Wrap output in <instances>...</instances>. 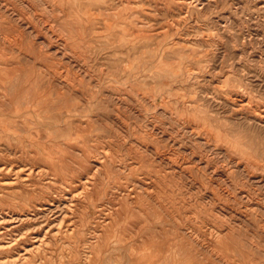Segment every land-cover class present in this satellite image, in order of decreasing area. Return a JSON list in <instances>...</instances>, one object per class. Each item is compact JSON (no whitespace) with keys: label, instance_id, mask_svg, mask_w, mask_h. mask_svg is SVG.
I'll return each instance as SVG.
<instances>
[{"label":"rangeland","instance_id":"374dc122","mask_svg":"<svg viewBox=\"0 0 264 264\" xmlns=\"http://www.w3.org/2000/svg\"><path fill=\"white\" fill-rule=\"evenodd\" d=\"M3 1L4 0H0V8L4 5L6 9L4 10L6 11V13L3 10V12L1 11V9L3 8L0 9V14H5V16L0 15V40L4 42L3 44L0 41V149H3L2 151L0 150V161L2 160V162H6V160H11V162L16 165H19V163L20 165H22L23 163H27L26 166L34 163V165L40 164L47 167L49 171L52 170V172H49L48 175H44V179L40 177L41 180H39V178L35 175V178L33 176V178L29 179L27 182L23 180V182L19 181L17 183L14 182L11 184L0 182V193H3L4 195H10V197H6V201L8 202H5L4 199L0 200L1 207L3 209L5 208V210L13 209L14 211L20 210L19 212H24L26 209V211L33 212V207H35V204H39L42 201L44 195L58 193L60 189H66L69 195L73 193L75 194V192L77 195L74 196L75 206L73 207L76 210L73 209V211H76L78 213L74 212L75 215L74 213H72L73 216L71 215L73 219H75L76 216L75 220L71 218V222L73 221L72 223H75L74 225H77L75 226V233L70 232L71 234H67L64 233L65 231L63 230L64 232H56L55 234V232L53 231L56 230V227L54 228V226L52 225L54 223V220L52 221L53 214L50 215V217L49 214L38 212L40 214L39 216L38 213H36L32 214V217L25 219L23 228L30 234L28 238L25 237V245L27 244V246L30 247L32 246V243L35 244L37 242L38 244L40 241L43 244H40V248H36V251L33 250L32 253L34 254L31 253L32 258L30 262L28 261L29 264H45V262L46 264H56L59 263V260L61 264H91V262H93V264H117L120 259V264H177L178 262L179 264H264V0H5L7 4L5 3V1ZM15 1L18 4H14ZM58 1L59 3H57ZM115 1L118 2L116 3ZM127 1L130 2V6ZM73 3L75 5H73ZM127 3L128 6L126 5ZM11 4L13 5V7H11ZM110 4L113 5L111 6ZM16 5L18 6V8ZM30 5H32V9ZM53 5L55 7L57 6V9ZM6 6H8V8ZM15 7L17 9H15ZM8 9L11 10L9 11ZM24 10L26 11L24 12ZM105 10L107 12H105ZM126 10H128V12ZM34 11H36L37 13L35 12V14ZM57 11L59 12L57 13ZM98 13H100V16H102L100 17ZM115 14L118 15L115 17ZM8 15L9 17H7ZM21 15L24 17H22ZM82 15L84 16V18ZM129 15L130 17H128ZM1 16L6 20H3V22H1L3 19ZM11 16H14V19H11ZM104 16L105 18H107L104 19ZM36 20H39V23ZM123 20L125 22H123ZM115 21H117V23ZM1 23L4 26H1ZM29 23L34 25L31 26ZM51 24H53L54 26ZM85 25L87 26V28H85ZM6 26H9L8 28L10 30L8 28L3 29ZM27 26L28 29H25L27 28ZM45 26L47 27L45 28ZM127 26L129 27L127 28ZM20 28L23 29L21 30ZM7 29L9 31H7ZM20 31L22 33H18ZM2 32L4 34H7L8 38L10 39L4 40V38H2ZM107 34H109L110 36H107ZM125 34H127L128 36ZM45 36L48 38H46ZM60 36L62 37L59 38ZM110 37H113V39H110ZM44 38L46 40H44ZM42 39L44 41H42ZM87 40L90 42L89 44L92 45L87 44ZM45 41H47L48 43L46 42V44L49 45H45ZM106 41L110 42L111 45ZM124 41H127V44ZM55 42L58 43L56 44ZM59 42H61V44ZM83 42H86L84 44H87L89 47L87 45H84ZM63 43L65 46L63 45ZM120 46L123 47L121 48ZM111 47H113V49ZM9 48L12 51L15 49L14 52H12ZM94 48H97V50H95ZM67 49L68 51H70L68 52ZM55 50L57 51L55 52ZM32 51L36 54H33ZM62 53L65 55L62 56ZM77 53L79 54V59L77 57ZM113 53L116 55H114ZM108 54H111L110 57ZM122 55H127V57H123ZM121 57L122 59H124V62L122 61ZM111 58H113L111 62L112 64L109 62ZM120 59L122 62L120 61ZM9 60L12 62L10 63ZM29 60H31L33 63L31 61L27 62ZM36 60H38L39 62ZM130 61L133 64H131ZM124 65L126 66V68ZM8 66H10V68ZM67 66L69 67L68 69ZM56 68H58V70ZM54 69L56 70V72ZM114 69L116 71L118 70L120 74L118 72L116 73ZM130 70L132 71L129 73ZM25 71L27 74H23V72ZM29 72L30 74H32V77H34V79L32 77L31 78L36 81L35 87H38V90L40 89L39 91H37L39 93H37L36 90L32 89V91L28 90L27 93L26 86L23 87L25 90H20L19 86L17 85L18 80H25L24 78H22L24 75L29 76ZM7 73L9 76L5 75ZM53 73L55 74V76ZM119 75H121V77ZM5 77L10 80L5 82ZM63 77L67 79L64 80ZM15 78H17V80ZM130 78H132V80ZM144 78H146V80ZM37 79L40 80L38 81ZM51 80L52 83L50 82ZM129 81H132L131 84L129 83ZM46 83L48 84V86L45 85ZM49 85L53 86L50 87ZM55 86L57 87L55 88ZM121 86H123L124 88ZM78 88L80 90H78ZM15 89H17L18 91ZM42 90L45 91V94ZM126 91H128L127 93H129L130 95L127 94ZM21 92L23 95L21 94ZM40 92L42 93L41 97ZM119 93H122V95ZM125 93L126 96L124 95ZM28 95H30V99H28ZM57 96H59L60 98ZM124 97L128 98L125 99ZM42 98L43 100H41ZM46 98H49L50 100ZM37 99H39L40 101H37ZM16 103L19 105H17ZM41 103L44 105H42ZM62 103H64V105ZM90 115L91 117H89ZM53 117L55 119H53ZM95 118L97 119V121ZM142 132H146V134H143ZM64 134L66 136H64ZM143 135L145 136V138ZM111 138L113 139V141ZM138 139H141V142L138 141ZM143 139H145L144 142H142ZM123 141L125 142V144ZM147 141L150 143H148ZM32 142H34L36 146ZM78 142L81 143L79 144ZM117 142L120 143L117 144ZM120 145L121 148L119 147ZM137 145H139L140 147ZM14 146H16V148ZM107 146L109 147V149ZM145 147H148L146 148L147 151L145 150ZM131 148L132 150H129ZM8 149L10 152L8 151ZM110 149L111 152L113 151L112 153L110 152ZM134 149H137V152ZM17 150L19 154H17ZM77 150H79L80 152H78ZM97 150L98 152H101L98 154L96 153ZM116 150H118V153H116ZM150 151L155 157H150ZM183 151L185 155L183 154ZM93 152L94 157L92 156ZM108 152L112 157L114 156L112 158L109 155L112 162H110V159L107 155ZM3 153H5L6 155H4ZM21 154H25L26 157ZM156 154L158 155L156 156ZM97 155H101L99 156L101 159H99ZM3 156L5 160L1 159L3 158ZM159 156H161L162 158H160ZM20 157L22 159V162L20 160ZM137 157L138 161L140 162L136 160ZM118 158L120 159V161ZM153 158H156L158 160ZM166 158L168 159V161ZM50 159H54L52 160L54 164L53 162H50ZM113 159L115 160L116 164L113 163ZM181 159L184 160L181 161ZM24 160H28L30 162L28 163V161L26 162ZM95 160L100 164L102 162H105V164L107 165L106 167H108L107 170L105 168L103 172L102 170H97L96 172V167L94 165L96 162ZM107 162H110L111 164L113 163L112 166L111 164L108 165ZM138 163L139 166L136 165ZM192 163L194 167H192ZM88 164L92 165L88 170L92 173L95 170L94 172L96 173H94V175L97 174L98 177L94 176L93 180L90 183V189L85 190L84 186L79 181V178L85 176V174L88 173L87 168H85ZM170 164L172 167L174 166V170L172 169ZM179 164H181V166H179ZM206 164L209 165V168L208 166H206L205 169L207 171L203 173V169ZM167 165H169V168L167 167ZM26 166L24 165V167ZM117 166L119 167V170L116 169L118 168ZM176 166L178 169L176 168ZM182 166H184V169L182 168ZM128 167L131 171H133V175L132 172L127 169ZM196 167L199 168L197 169ZM133 168H136L138 170H134ZM190 168L192 171L190 170ZM140 170H142L141 173ZM160 170L164 171L160 172ZM169 170L172 171V173ZM180 170L181 172L185 170L183 171L185 173H181ZM186 170L189 172V174ZM53 171L56 172V174H59V179H56V181L58 182L54 181L49 183V180H51V178L49 177L54 175ZM72 171L74 172V174H72ZM144 171L146 172L144 173ZM152 171H154V173H151ZM155 171H157L156 173L159 176L155 173ZM213 172H216L217 174ZM136 173H139L138 178L140 180L137 179ZM168 173L170 174V177ZM5 174L6 176L9 174L11 177H6ZM173 174L177 176L173 177ZM145 175H151L150 177H154L151 178L152 181H150V177ZM13 176L14 174L10 172H0V181H2V178L12 179ZM121 176L124 180L121 179ZM165 176L167 177V179L165 178ZM99 177L100 179L95 182V180ZM101 177L103 179L102 181H100ZM125 177L129 179L131 177V179L129 180ZM179 177H183V179ZM187 177L189 178L188 180L186 179ZM134 178L137 179V184L136 189H134L131 193L132 197L135 198L136 196L138 197V199L135 203L127 206L126 203L128 201H126V196L124 194V191L126 192V190L123 189L122 191V188L127 185L130 186L132 184L131 180H134ZM169 178L171 179V181ZM146 179L148 181H146ZM159 179H161L162 182H159ZM35 180H38V182L36 183ZM165 180L167 181V183ZM180 180L182 181L179 182ZM29 181L30 184L28 183ZM192 181H195V183H191ZM189 182L191 185L189 184ZM40 183H42V185H40ZM47 184L49 185L48 188L45 187L47 186ZM100 184H102V186ZM141 185L143 186L141 187ZM175 185L177 186V188ZM168 186L170 187L168 188ZM204 186L205 188H203ZM29 187L32 189H30ZM97 187H99L100 189H98ZM34 188H36L37 190ZM78 188L80 189V191L82 190L81 192L79 191V193ZM141 188L144 190H142ZM162 188L164 190H162ZM33 189L37 192H35ZM116 189L117 191H115ZM139 189L141 190L139 191ZM83 190L85 191L83 192ZM145 190L147 192H145ZM143 191L145 192V194L143 193ZM211 191H216L218 193H213ZM9 192H15L14 194H16V196H14V194H12L11 196ZM88 194H92V197ZM117 194L120 196L117 197ZM162 194L167 197L165 198ZM210 194L212 195L210 196ZM145 195H147V197ZM173 195H177L178 197H174ZM208 196L214 197V199L209 198ZM114 197L116 199H114ZM120 197L121 199H119ZM161 197L165 199L163 200ZM90 198L93 199L91 200ZM157 198L160 200H158ZM85 199H87V201ZM91 201L95 204L93 205L94 207L92 206L93 203ZM139 201L143 202L140 203ZM90 202L92 204H90ZM107 202L109 203V206ZM134 205L138 207L136 208L134 207ZM105 206H107L109 209ZM95 207L98 208L96 209ZM224 207L227 208L225 209ZM141 211L144 212L141 213ZM106 213L108 214V216ZM124 214H127L128 216H125ZM176 215H178V218L175 217ZM98 216H100L101 218ZM121 216L123 218H121ZM39 217L41 220L39 219ZM35 218H37L36 220H39L37 221L38 223L36 222ZM42 218L45 219L42 220ZM79 218L81 220H77ZM109 218L114 220L112 221ZM32 221H34L35 223ZM114 221L116 223H114ZM92 222H95L94 224L96 225H94ZM106 222L109 223L106 225ZM166 222H170L171 224H166ZM78 223L80 224L79 226ZM223 223L224 226H222ZM85 224H87L88 228L87 226H85ZM135 224L136 226H134ZM108 225H111L110 227H112L113 229H108ZM117 225L121 227L119 228ZM130 225H132L133 227ZM48 226L51 229L53 228V230H50ZM212 226H214V228ZM104 227H107V229H105ZM151 228L153 231L151 230ZM159 228L162 231L159 230ZM176 228L178 230H176ZM180 228L182 230H180ZM183 228H186L185 230L187 231H185ZM24 229H22L21 231H23ZM44 230L47 231V233ZM82 230H84V233L82 232ZM89 230L91 231L90 234L88 233ZM101 230H104L102 234ZM148 231L150 235L146 234L148 233ZM176 231L177 233H175ZM128 232H130V234ZM155 232L156 234L154 236ZM51 233L52 235H50ZM118 233L120 234L118 235ZM176 234L178 237H176ZM33 235H37L42 240L39 241L40 238L34 240ZM47 235H50L51 238H48L49 236ZM59 235H61L62 238H60L62 240L57 237ZM94 235L99 236L96 237ZM158 235L160 236V238L158 237ZM199 236L201 237V240ZM78 237H80L79 241ZM89 237H91L92 240H90ZM191 237L195 238V240ZM216 237L219 239H217ZM114 238H116V240H114ZM122 238L124 239L122 240ZM86 239L88 240L86 241ZM180 239L183 242H180ZM67 240L70 243L68 244L69 247L67 246V244H65L68 243L66 242ZM92 241L93 243L94 241L95 243H98L99 241L100 242L98 244L94 243V246L92 244ZM213 241H217L218 243H214ZM52 242H54L53 245ZM232 242L234 243V245H232ZM113 243L121 245L122 252L120 251V246L118 247V245H115V247H113ZM125 244L127 245L125 246ZM64 245L68 250L66 248L64 249ZM170 245H172L171 248H169ZM180 245L181 247H179ZM184 245L185 247L187 246V249L184 247L186 250H183ZM207 245H211L209 246L210 249ZM226 245H230V247H227ZM163 246L166 248V250ZM203 246H206L207 248L205 247L206 249H204ZM219 247H222L221 249L224 248L225 251L221 250ZM57 248L59 249L58 251ZM70 248L72 251L70 250ZM42 249L44 251L47 250L46 253L48 252V255H50L51 252V255L53 257L51 255L47 256L45 252L44 254H42ZM48 249L51 251H49ZM61 249H63L64 252L63 250L60 251ZM100 249H102L101 253L99 251ZM214 249L216 251H220V253L216 252ZM97 250L99 252H97ZM104 250H107L108 252H104ZM190 250L191 252H189ZM210 250H212L213 252ZM22 251H24L23 247ZM54 251H56L58 254ZM80 251H83L82 253H80L81 255L79 254ZM92 251H96L97 254L96 252L93 253ZM129 251H131V253ZM87 252L91 253L89 254ZM122 253L125 259L121 258L123 257L121 256ZM39 254L41 255L39 256ZM59 254H61L62 257L66 258V261L65 259L60 258L61 256ZM179 254H181L182 256ZM35 255H37L36 258ZM88 255H90V259ZM95 256L97 257V259H95ZM115 257L117 258V260L115 259ZM195 257L196 260L194 261ZM208 257L210 260H207ZM127 258H129L130 262ZM159 258H161V260ZM70 259L71 261H73L72 263ZM94 259L95 261H93ZM124 261L126 263H124Z\"/></svg>","mask_w":264,"mask_h":264},{"label":"bare ground","instance_id":"6f19581e","mask_svg":"<svg viewBox=\"0 0 264 264\" xmlns=\"http://www.w3.org/2000/svg\"><path fill=\"white\" fill-rule=\"evenodd\" d=\"M5 1V0H4ZM3 1V2H4ZM24 1V0H23ZM187 1V0H186ZM10 2V1H9ZM14 2V1H13ZM29 2V1H28ZM52 2V1H51ZM54 2V1H53ZM116 2V1H115ZM118 2V1H117ZM116 2V3H117ZM128 2V1H127ZM5 3H6V1H5ZM12 3V2H11ZM47 3V2H46ZM57 3H59V1L57 2ZM110 3V2H109ZM129 3V6H130V2H128ZM128 3L126 4L127 6H128ZM7 4V3H6ZM13 4V3H12ZM11 4V5H12ZM14 4H18V3H16V1H15V3ZM29 4H31V3H29ZM50 4V3H49ZM98 4H100V3H98ZM9 5V4H8ZM10 5V6H11ZM25 5V4H24ZM48 5V4H47ZM58 5V4H57ZM73 5H75L74 3H73ZM111 5V4H110ZM113 5V4H112ZM111 5V6H112ZM124 5V4H123ZM1 6V5H0ZM9 6V7H10ZM15 6V5H14ZM17 6V5H16ZM32 5H30V7H31ZM35 6V5H34ZM54 6V5H53ZM52 6V7H53ZM62 6V5H61ZM78 6V5H77ZM7 8H8V6H6ZM11 7H13V5L11 6ZM49 7V6H48ZM55 7V6H54ZM53 7V8H54ZM57 7V6H56ZM55 7V8H56ZM60 7V6H59ZM73 7H75V6H73ZM72 7V8H73ZM79 7H80V5H79ZM1 8H3V9H1ZM0 9H1V11L3 10V11H5L6 9H5V6L3 5V7H1ZM17 8H18V6H17ZM16 7H15V9H17ZM33 8H35V7H33ZM62 8V7H61ZM124 8V7H123ZM131 8H132V6H131ZM5 9V10H4ZM30 9V8H29ZM31 9H32V7H31ZM57 9V8H56ZM60 9V8H59ZM67 9V8H66ZM85 9V8H84ZM92 9H93V6H92ZM91 9V10H92ZM96 9V8H95ZM114 9H116V8H114ZM9 10V9H8ZM11 10V9H10ZM9 10V11H10ZM34 10V9H33ZM35 10H37V9H35ZM68 10V9H67ZM76 10V9H75ZM83 10V9H82ZM81 10V11H82ZM112 10V9H111ZM119 10V9H118ZM2 11V12H3ZM9 11H7V12H9ZM14 11V10H13ZM15 11H17V10H15ZM26 10H24V12H25ZM79 11V10H78ZM97 11H98V9H97ZM127 12H128V10H126ZM22 12V11H21ZM20 12V13H21ZM24 12H23V14H24ZM36 11H34V13H35ZM59 11H57V13H58ZM63 12V11H62ZM67 12V11H66ZM72 12V11H71ZM90 12V11H89ZM100 12V11H99ZM105 12H107L106 10H105ZM1 13V12H0ZM5 13H6V11H5ZM17 13H19V12H17ZM16 13V14H17ZM32 13H33V11H32ZM37 13V12H36ZM35 13V14H36ZM40 13V12H39ZM42 13V12H41ZM52 13V12H51ZM55 13V12H54ZM53 13V14H54ZM65 13V12H64ZM85 13V12H84ZM96 13V12H95ZM132 13V12H131ZM10 14V13H9ZM25 14H27V13H25ZM52 14V15H53ZM63 14V13H62ZM68 14H70V13H68ZM86 14V13H85ZM88 14V13H87ZM93 14V13H92ZM99 14V16H100V13H98ZM107 14V13H106ZM0 15H2V14H0ZM7 15V14H6ZM32 15V14H31ZM34 15V14H33ZM37 15H39V14H37ZM51 15V14H50ZM66 15V14H65ZM89 15H91V14H89ZM110 15V14H109ZM118 15V14H117ZM116 14H115V17L117 16ZM131 15V14H130ZM130 15L128 16V17H130ZM2 16H5V14L4 15H2ZM1 16V17H2ZM22 16V15H21ZM30 16V15H29ZM43 16V15H42ZM60 16V15H59ZM67 16V15H66ZM65 16V17H66ZM81 16V15H80ZM83 16V15H82ZM102 16V15H101ZM100 16V17H101ZM105 16H107V15H105ZM105 16H104V19H106L105 18ZM7 17H9V15L7 16ZM14 16H11V19H14L13 18ZM19 17V16H18ZM22 17H24V16H22ZM37 17H39V16H37ZM36 17V18H37ZM69 17V16H68ZM108 17H110V16H108ZM114 17V16H113ZM127 17V18H128ZM3 18V17H2ZM6 18V17H5ZM62 18V17H61ZM83 18H84V16H83ZM94 18V17H93ZM19 19V18H18ZM88 19V18H87ZM86 19V20H87ZM103 19V20H104ZM111 19V18H110ZM110 19H108V20H110ZM123 19V18H122ZM121 19V20H122ZM126 19V18H125ZM3 20H6V19H2V21L1 22H3ZM9 20V19H8ZM16 20H17V18H16ZM20 20H21V18H20ZM24 20V19H23ZM29 20V19H28ZM35 20V19H34ZM80 20V19H79ZM89 20V19H88ZM37 21V20H36ZM52 21V20H51ZM50 21V22H51ZM81 21V20H80ZM120 21V20H119ZM118 21V22H119ZM5 22V21H4ZM6 22H10V21H6ZM20 22V21H19ZM38 23H39V20L37 21ZM45 22V21H44ZM55 22V21H54ZM78 22V21H77ZM88 22V21H87ZM100 22V21H99ZM102 22V21H101ZM104 22V21H103ZM106 22V21H105ZM109 22V21H108ZM116 23H117V21H115ZM123 22H125L124 20H123ZM127 22V21H126ZM16 23V22H15ZM14 23V24H15ZM22 23V22H21ZM33 23H35V22H33ZM38 23H37V25H38ZM83 23V22H82ZM7 24V23H6ZM13 24V23H12ZM25 24H27V23H25ZM30 24V23H29ZM41 24V23H40ZM75 24V23H74ZM81 24V23H80ZM85 24V23H84ZM83 24V25H84ZM97 24V23H96ZM104 24V23H103ZM106 24H108V23H106ZM115 24V23H114ZM120 24V23H119ZM19 25V24H18ZM22 25V24H21ZM31 26H33L32 24H30ZM29 25V26H30ZM51 25H53V24H51ZM90 25V24H89ZM93 25V24H92ZM123 25H124V23H123ZM128 25V24H127ZM132 25V24H131ZM131 25H129V26H131ZM1 26H4V25H2V23H1ZM15 26V25H14ZM25 26V25H24ZM54 26V25H53ZM76 26V25H75ZM86 26V25H85ZM114 26V25H113ZM118 26V25H117ZM129 26H127V28L129 27ZM9 27V26H8ZM7 26L6 27H4L3 29H5V28H8ZM40 27V26H39ZM47 26H45V28H46ZM82 27H84V26H82ZM110 27H111V23H110ZM125 27V26H124ZM31 28H33V27H31ZM36 28V27H35ZM34 28V29H35ZM51 28V27H50ZM53 28V27H52ZM85 28H87V26L85 27ZM114 28V27H113ZM116 28V27H115ZM126 28V29H127ZM1 29V28H0ZM9 29V28H8ZM7 29V31H9ZM12 29H13V27H12ZM17 29V28H16ZM21 30L23 29V28H20ZM25 29H28V26H27V28H25ZM120 29V28H119ZM124 29V28H123ZM37 30V29H36ZM49 30V29H48ZM78 30V29H77ZM82 30V29H81ZM114 30V29H113ZM116 30V29H115ZM128 30V29H127ZM2 31V30H1ZM6 31V30H5ZM14 31V30H13ZM24 31V30H23ZM29 31H30V29H29ZM42 31V30H41ZM53 31V30H52ZM84 31V30H83ZM122 31V30H121ZM15 32V31H14ZM34 32H35V30H34ZM109 32V31H108ZM118 32H120V31H118ZM126 32V31H125ZM129 32V31H128ZM3 33V32H2ZM18 33H22L21 31L20 32H18ZM25 33H26V31H25ZM38 33V32H37ZM15 34H17V33H15ZM69 34V33H68ZM84 34V33H83ZM82 34V35H83ZM115 34V33H114ZM121 34H124V33H121ZM128 34V33H127ZM127 34H125V35H127ZM20 35V34H19ZM33 35H34V33H33ZM60 35V34H59ZM64 35V34H63ZM109 34H107V36H108ZM111 35H113V34H111ZM130 35H131V32H130ZM13 36H14V33H13ZM37 36H38V34H37ZM37 36H35V37H37ZM41 36V35H40ZM47 36V35H46ZM45 36V37H46ZM58 36V35H57ZM67 36V35H66ZM110 36V35H109ZM122 36V35H121ZM128 36V35H127ZM181 36V35H180ZM12 37V36H11ZM17 37V36H16ZM19 37V36H18ZM55 37V36H54ZM62 36H60L59 38H61ZM80 37V36H79ZM84 37V36H83ZM132 37V36H131ZM2 38H4V40H6V39H10V38H8V35L7 34H2ZM15 38V37H14ZM22 38V37H21ZM46 38H48V37H46ZM56 38V37H55ZM66 38V37H65ZM86 38V37H85ZM123 38V37H122ZM122 38H121V40H122ZM133 38V37H132ZM17 39V38H16ZM64 39V38H63ZM84 39V38H83ZM110 39H113V37L111 38L110 37ZM130 39V38H129ZM134 39V38H133ZM19 40V39H18ZM44 40H46L45 38H44ZM43 39H42V41H44ZM50 40H51V38H50ZM67 40H68V38H67ZM107 40V39H106ZM115 40V39H114ZM3 44H4V42L2 41V40H0ZM9 41V40H8ZM24 41V40H23ZM48 41V40H47ZM47 41H45V45H49V44H46V42ZM61 41V40H60ZM70 41V40H69ZM72 41V40H71ZM88 41V40H87ZM108 41H109V39H108ZM108 41H106L107 43H109L110 44V42H108ZM10 42V41H9ZM11 42H13V41H11ZM16 42H18V41H16ZM62 42V41H61ZM61 42H59L60 44H61ZM66 42V41H65ZM116 42V41H115ZM125 42V41H124ZM127 42V41H126ZM125 42V43H126ZM6 43V42H5ZM48 43V42H47ZM56 44L58 43V42H55ZM84 43H86V42H83V44ZM90 42L88 41V43L87 44H89ZM114 43V42H113ZM117 43V42H116ZM9 44V43H8ZM44 44V43H43ZM51 44V43H50ZM66 44V43H65ZM70 44V43H69ZM69 44H68V46H69ZM76 44H78V43H76ZM87 44H84V45H87ZM118 44V43H117ZM116 44V45H117ZM121 44V43H120ZM127 44V43H126ZM125 44V45H126ZM130 44V43H129ZM12 45V44H11ZM15 45V44H14ZM54 45V44H53ZM63 45H64V43H63ZM63 45H61V46H63ZM89 45H92V44H89ZM111 45V44H110ZM122 45V44H121ZM30 46V45H29ZM50 46H52V45H50ZM65 46V45H64ZM71 46V45H70ZM82 46V45H81ZM88 46V45H87ZM15 47V46H14ZM85 47V46H84ZM89 47V46H88ZM92 47V46H91ZM121 47V46H120ZM123 47V46H122ZM121 47V48H122ZM21 48V47H20ZM31 48H32V46H31ZM65 48V47H64ZM71 48H73V47H71ZM81 48V47H80ZM83 48V47H82ZM112 49H113V47H111ZM134 48V47H133ZM2 49V48H1ZM4 49V48H3ZM10 49V48H9ZM17 49V48H16ZM38 49V48H37ZM53 49V48H52ZM57 49V48H56ZM62 49V48H61ZM74 49H76V48H74ZM86 49V48H85ZM95 50H97V48H94ZM94 49H93V51H94ZM106 49V48H105ZM109 49V48H108ZM120 49V48H119ZM129 49V48H128ZM6 50V49H5ZM11 50V49H10ZM15 50V49H14ZM14 50L12 51V52H14ZM21 50H22V48H21ZM27 50V49H26ZM25 50V51H26ZM50 50H51V48H50ZM54 50V49H53ZM64 50H66V49H64ZM78 50V49H77ZM107 50V49H106ZM116 50V49H115ZM127 50V49H126ZM3 51V50H2ZM7 51H8V49H7ZM23 51V50H22ZM57 50H55V52H56ZM67 51H68V49H67ZM70 51V50H69ZM68 51V52H69ZM76 51V50H75ZM4 52V51H3ZM64 52V51H63ZM66 52V51H65ZM73 52V51H72ZM78 52V51H77ZM81 52V51H80ZM106 52V51H105ZM129 52V51H128ZM131 52V51H130ZM2 53V52H1ZM9 53V52H8ZM23 53V52H22ZM27 53V52H26ZM32 53H33V51H32ZM46 53V52H45ZM47 53H48V51H47ZM46 53V54H47ZM107 53V52H106ZM111 53V52H110ZM5 54V53H4ZM4 54H2V55H4ZM6 54H7V52H6ZM14 54V53H13ZM33 54H36V53H33ZM38 54H40V53H38ZM49 54H50V52H49ZM67 54V53H66ZM78 54V53H77ZM81 54V53H80ZM86 54V53H85ZM99 54V53H98ZM114 54V53H113ZM8 55H10V54H8ZM21 55V54H20ZM24 55H25V53H24ZM63 55H65V54H63L62 53V56ZM109 55V54H108ZM111 55V54H110ZM110 55H109V57H110ZM114 55H116V54H114ZM29 56V55H28ZM37 56V55H36ZM43 56H45V55H43ZM68 56V55H67ZM123 56V55H122ZM131 56V55H130ZM129 56V57H130ZM20 57H22V56H20ZM27 57V56H26ZM71 57V56H70ZM77 57H78V59H79V54L77 55ZM76 57V58H77ZM98 57V56H97ZM123 57H127V55L125 56H123ZM3 58V57H2ZM48 58V57H47ZM68 58V57H67ZM5 59V58H4ZM35 59V58H34ZM50 59V58H49ZM71 59V58H70ZM81 59V58H80ZM82 59H84V58H82ZM112 59L113 58H111V60L110 59H108V60H110L109 62L111 63L112 62ZM121 59H122V57H121ZM121 59H120V61H121ZM127 59V58H126ZM28 60V59H27ZM40 60V59H39ZM42 60V59H41ZM124 59H122V61H123ZM10 61V60H9ZM8 61V62H9ZM31 60H29V61H27V62H30ZM33 61H35V60H33ZM36 61H38V60H36ZM61 61V60H60ZM59 61V62H60ZM79 61V60H78ZM116 61V60H115ZM121 61V62H122ZM126 61V60H125ZM7 62V63H8ZM12 61H10V63H11ZM32 62V61H31ZM39 62V61H38ZM54 62V61H53ZM81 62V61H80ZM84 62V61H83ZM124 62V61H123ZM131 62V61H130ZM33 63V62H32ZM42 63H43V61H42ZM41 63V64H42ZM45 63V62H44ZM128 63H129V61H128ZM85 64V63H84ZM112 64V63H111ZM131 64H133L132 62H131ZM3 65H5V64H3ZM12 65V64H11ZM14 65V64H13ZM22 65V64H21ZM39 65V64H38ZM127 65V64H126ZM130 65V64H129ZM2 66V65H1ZM24 66V65H23ZM125 66V65H124ZM9 68H10V66H8ZM31 67V66H30ZM46 67V66H45ZM47 67H49V66H47ZM79 67V66H78ZM113 67V66H112ZM2 68V67H1ZM60 68V67H59ZM69 67L67 66V69H68ZM81 68V67H80ZM120 68V67H119ZM125 68H126V66H125ZM127 68H128V66H127ZM130 68H131V66H130ZM49 69V68H48ZM52 69V68H51ZM50 69V70H51ZM57 70H58V68H56ZM61 69V68H60ZM118 69V68H117ZM121 69V68H120ZM133 69H134V67H133ZM7 70H9V69H7ZM25 70V69H24ZM53 70V69H52ZM55 70V69H54ZM66 70V69H65ZM64 70V71H65ZM77 70H78V68H77ZM87 70V69H86ZM127 70V69H126ZM128 70H129V68H128ZM127 70V71H128ZM210 70V69H209ZM3 71V70H2ZM20 71H22V70H20ZM31 71H32V68H31ZM62 71V70H61ZM61 71H59V72H61ZM114 71L117 73L118 72V70L116 71L115 69H114ZM121 71V70H120ZM132 70H130L129 71V73L131 72ZM199 71V70H198ZM48 72V71H47ZM55 72H56V70H55ZM58 72V71H57ZM66 72V71H65ZM67 72H68V70H67ZM72 72V71H71ZM114 72V73H115ZM193 72V71H192ZM4 73V72H3ZM21 73V72H20ZM24 73H26V71L25 72H23V74ZM33 73V72H32ZM35 73V72H34ZM38 73V72H37ZM52 73V72H51ZM119 74H120V72H118ZM1 74V73H0ZM18 74V73H17ZM27 74V73H26ZM29 74V76H26V75H24L22 78H24L25 80H18V82H17V85L19 86V88H20V90H22V89H24L23 87L24 86H26L27 87V93H28V90H36V92L37 91H39L38 90V87H35V83H36V81L35 80H33L34 79V77H32V74H30V72L28 73ZM46 74V73H45ZM50 74V73H49ZM54 74V73H53ZM63 74V73H62ZM122 74V73H121ZM126 74V73H125ZM132 74V73H131ZM5 75H8V73L7 74H5ZM15 75V74H14ZM13 75V76H14ZM20 75V74H19ZM59 75H61V74H59ZM58 75V76H59ZM123 75V74H122ZM129 75V74H128ZM9 76V75H8ZM11 76V75H10ZM18 76V75H17ZM38 76V75H37ZM46 76V75H45ZM54 76H55V74H54ZM63 76V75H62ZM68 76V75H67ZM70 76V75H69ZM114 76V75H113ZM120 77H121V75H119ZM33 79H32V78ZM48 77V76H47ZM51 77H52V75H51ZM65 77V76H64ZM63 77V79L64 80H66L65 78ZM72 77V76H71ZM74 77V76H73ZM119 77V78H120ZM125 77V76H124ZM6 78V77H5ZM21 78V79H22ZM38 78V77H37ZM55 78V77H54ZM53 78V79H54ZM75 78H76V74H75ZM111 78V77H110ZM133 78V77H132ZM132 78H130L131 80H132ZM12 79V78H11ZM16 80H17V78H15ZM14 79V80H15ZM18 79H19V77H18ZM50 79V78H49ZM52 79V80H53ZM72 79V78H71ZM80 79V78H79ZM116 79H118V78H116ZM115 79V80H116ZM121 79H123V78H121ZM129 79V80H130ZM145 80H146V78H144ZM5 80V82H7V81H9L7 78L6 79H4ZM15 80V81H16ZM38 80V79H37ZM40 80V79H39ZM38 80V81H39ZM44 80H46V79H44ZM52 80L50 81L51 83H52ZM63 80V81H64ZM69 80V79H68ZM68 80H67V82H68ZM99 80V79H98ZM125 80V79H124ZM124 80H121V81H124ZM196 80V79H195ZM14 81V82H15ZM49 81V80H48ZM56 81V80H55ZM61 81V80H60ZM80 81H82V80H80ZM120 81V82H121ZM128 81V80H127ZM42 82H43V80H42ZM42 82H40V83H42ZM65 82V81H64ZM126 82V81H125ZM132 82V81H131ZM131 82L129 81V83L131 84ZM10 83V82H9ZM38 83V82H37ZM49 83V82H48ZM55 83V82H54ZM54 83H53V85H54ZM77 83V82H76ZM72 84H73V81H72ZM5 85V84H4ZM11 85V84H10ZM15 85V84H14ZM16 85V86H17ZM45 85H47L48 86V84L46 83ZM53 85H51V86H53ZM70 85V84H69ZM68 85V86H69ZM76 85H78V84H76ZM126 85V84H125ZM129 85V84H128ZM12 86V85H11ZM50 86V85H49ZM50 86V87H51ZM73 86V85H72ZM6 87V86H5ZM41 87V86H40ZM42 87H44V86H42ZM49 87V88H50ZM57 86H55V88H56ZM67 87V86H66ZM76 87V86H75ZM118 87V86H117ZM120 87V86H119ZM121 87H123V86H121ZM48 88V89H49ZM70 88V87H69ZM72 88V87H71ZM124 88V87H123ZM126 88H127V86H126ZM7 89V88H6ZM9 89V88H8ZM58 89V88H57ZM13 90V89H12ZM15 90H17V89H15ZM25 90V89H24ZM31 90V91H32ZM44 90H47V89H44ZM44 90H42L43 92H44V94H45V91ZM61 90V89H60ZM78 90H80L79 88H78ZM18 91V90H17ZM53 91V90H52ZM57 91V90H56ZM124 91V90H123ZM15 92V91H14ZM25 92V91H24ZM23 92V93H24ZM58 92V91H57ZM79 92V91H78ZM122 92V91H121ZM128 91H126V93H127ZM138 92V91H137ZM13 93V92H12ZM37 93H39V92H37ZM41 93V92H40ZM71 93V92H70ZM126 93L124 94L125 96H126ZM4 94V93H3ZM21 94H22V92H21ZM33 94V93H32ZM32 94H30V95H32ZM48 94V93H47ZM58 94V93H57ZM82 94V93H81ZM95 94V93H94ZM119 94H121L122 95V93H119ZM127 94H129V93H127ZM13 95V94H12ZM23 95V94H22ZM30 95H28L29 96V98L28 99H30ZM41 95H42V93L40 94V97H41ZM84 95H85V93H84ZM130 95V94H129ZM242 95V94H241ZM25 96H26V93H25ZM46 96V95H45ZM45 96H43V97H45ZM95 96V95H94ZM2 97H3V95H2ZM19 97H20V95H19ZM18 97V98H19ZM23 97V96H22ZM39 97V98H40ZM57 97H59V96H57ZM82 97V96H81ZM117 97H119V96H117ZM129 97V96H128ZM127 97V98H128ZM209 97V96H208ZM17 98V99H18ZM60 98V97H59ZM125 98V97H124ZM127 98H125V99H127ZM16 99V100H17ZM46 99H49V98H46ZM45 99V100H46ZM120 99V98H119ZM15 100V101H16ZM32 100V99H31ZM41 100H43V98L41 99ZM50 100V99H49ZM62 100H63V98H62ZM87 100V99H86ZM27 101V100H26ZM33 101H34V99H33ZM37 101H40L39 99H37ZM48 101V100H47ZM53 101V100H52ZM90 101V100H89ZM243 101V100H242ZM6 102V101H5ZM20 102V101H19ZM28 102V101H27ZM49 102V101H48ZM65 102V101H64ZM91 102V101H90ZM1 103V102H0ZM52 103V102H51ZM85 103V102H84ZM87 103H88V101H87ZM148 103V102H147ZM3 104V103H2ZM17 104V103H16ZM30 104V103H29ZM42 104V103H41ZM49 104V103H48ZM55 104V103H54ZM63 105H64V103H62ZM86 104V103H85ZM17 105H19V104H17ZM21 105H22V103H21ZM42 105H44V104H42ZM51 105V104H50ZM88 105V104H87ZM112 105V104H111ZM180 105V104H179ZM227 105V104H226ZM2 106V105H1ZM62 106V105H61ZM65 106H66V104H65ZM3 107V106H2ZM12 107V106H11ZM42 107V106H41ZM48 107V106H47ZM4 108V107H3ZM18 108H20V107H18ZM34 108V107H33ZM32 108V109H33ZM72 108V107H71ZM54 109V108H53ZM63 109V108H62ZM87 109H88V107H87ZM123 110V109H122ZM32 111V110H31ZM41 111V110H40ZM45 111V110H44ZM50 111V110H49ZM84 111V110H83ZM41 113V112H40ZM45 113V112H44ZM263 113V112H262ZM35 114V113H34ZM61 114V113H60ZM121 114V113H120ZM120 114H119V116H120ZM259 114V113H258ZM62 115H64V114H62ZM89 115V114H88ZM118 115V114H117ZM11 116V115H10ZM57 116V115H56ZM80 116H84V115H80ZM115 116V115H114ZM20 117V116H19ZM21 117H22V115H21ZM46 117H48V116H46ZM89 117H91V115L89 116ZM92 117H93V115H92ZM42 118V117H41ZM78 118H80V117H78ZM85 118V117H84ZM53 119H55L54 117H53ZM58 119V118H57ZM74 119V118H73ZM91 119V118H90ZM89 119V120H90ZM96 119V118H95ZM99 119H100V117H99ZM108 119V118H107ZM61 120V119H60ZM87 120V119H86ZM56 121V120H55ZM82 121V120H81ZM91 121V120H90ZM96 121H97V119H96ZM83 122V121H82ZM94 122V121H93ZM85 123H86V121H85ZM105 123V122H104ZM110 123V122H109ZM129 124V123H128ZM62 125V124H61ZM63 125H64V123H63ZM68 125V124H67ZM83 125V124H82ZM40 126V125H39ZM60 126V125H59ZM87 126V125H86ZM82 127V126H81ZM93 127V126H92ZM39 128V127H38ZM45 128V127H44ZM94 128V127H93ZM2 129V128H1ZM33 129V128H32ZM60 129V128H59ZM85 129V128H84ZM124 129V128H123ZM122 129V130H123ZM3 130V129H2ZM34 130V129H33ZM55 130V129H54ZM78 130V129H77ZM91 130V129H90ZM89 130V131H90ZM158 130V129H157ZM31 131V130H30ZM53 131V130H52ZM51 131V132H52ZM57 131V130H56ZM70 131V130H69ZM69 131H67V132H69ZM41 132V131H40ZM46 132V131H45ZM81 132V131H80ZM71 133V132H70ZM143 134L145 133L146 134V132H142ZM1 134V133H0ZM10 134V133H9ZM66 134V133H65ZM64 134V136H66ZM164 134V133H163ZM40 135V134H39ZM148 135V134H147ZM70 136V135H69ZM93 136V135H92ZM91 136V137H92ZM141 136V135H140ZM144 136V135H143ZM88 137V136H87ZM96 137V136H95ZM95 137H93V138H95ZM177 137V136H176ZM67 138V137H66ZM78 138V137H77ZM90 138V137H89ZM140 138V137H139ZM142 138V137H141ZM144 138H145V136H144ZM97 139V138H96ZM112 139V138H111ZM75 140V139H74ZM90 140V139H89ZM144 140L145 139H143L142 140V142H144ZM59 141H62V140H59ZM70 141V140H69ZM81 141V140H80ZM91 141V140H90ZM97 141V140H96ZM99 141V140H98ZM101 141H103V140H101ZM112 141H113V139H112ZM111 141V142H112ZM138 141H140L141 142V139L139 140L138 139ZM182 141V140H181ZM74 142V141H73ZM84 142V141H83ZM105 142V141H104ZM124 142V141H123ZM148 142V141H147ZM26 143V142H25ZM33 144H34V142H32ZM79 143V142H78ZM81 143V142H80ZM79 143V144H80ZM97 143V142H96ZM100 143V142H99ZM106 143H108V142H106ZM113 143V142H112ZM120 143V142H119ZM118 142H117V144H119ZM148 143H150V142H148ZM152 143V142H151ZM2 144V143H1ZM19 144V143H18ZM60 144V143H59ZM64 144V143H63ZM87 144H89V143H87ZM94 144V143H93ZM116 144V143H115ZM124 144H125V142H124ZM146 144V143H145ZM6 145V144H5ZM4 145V146H5ZM26 145V144H25ZM35 146H36V144H34ZM91 145V144H90ZM110 145H112V144H110ZM139 145H141V144H139ZM139 145H137V146H139ZM147 145V144H146ZM150 145V144H149ZM171 145V144H170ZM22 146V145H21ZM23 146H24V144H23ZM29 146V145H28ZM27 146V147H28ZM60 146V145H59ZM103 146H104V144H103ZM106 146V145H105ZM136 146V147H137ZM153 146V145H152ZM15 148H16V146H14ZM63 147V146H62ZM101 147V146H100ZM108 147V146H107ZM107 147H105V148H107ZM114 147V146H113ZM116 147V146H115ZM120 148H121V145L119 146ZM140 147V146H139ZM151 147V146H150ZM156 147H157V145H156ZM196 147V146H195ZM35 148V147H34ZM87 148V147H86ZM96 148V147H95ZM103 148V147H102ZM104 148V149H105ZM112 148V147H111ZM119 148V149H120ZM146 148H148V147H145V150H146ZM152 148V147H151ZM159 148H160V145H159ZM165 148V147H164ZM184 148V147H183ZM22 149V148H21ZM40 149V148H39ZM108 149H109V147H108ZM137 149H139V148H137ZM136 149V150H137ZM142 149V148H141ZM161 149H162V147H161ZM169 149V148H168ZM1 151L3 150V149H0ZM28 150V149H27ZM75 150V149H74ZM103 150V149H102ZM114 150V149H113ZM129 150H132V148L131 149H129ZM135 150V149H134ZM135 150V151H136ZM187 150V149H186ZM8 151H9V149H8ZM12 151H13V149H12ZM20 151V150H19ZM39 151V150H38ZM41 151H42V149H41ZM78 152H80L79 150H77ZM96 151V150H95ZM100 151V150H99ZM104 151V150H103ZM147 151V150H146ZM162 151V150H161ZM161 151H159V152H161ZM164 151H166V150H164ZM192 151H194V150H192ZM7 152V151H6ZM10 152V151H9ZM23 152H24V150H23ZM25 152H27V151H25ZM30 152V151H29ZM40 152V151H39ZM101 152V151H100ZM100 152H98V150H97V152L96 153H100ZM105 152V151H104ZM110 152H111V149H110ZM113 152V151H112ZM111 152V153H112ZM132 152V151H131ZM137 152V151H136ZM139 152H140V150H139ZM154 152V151H153ZM157 152V151H156ZM168 152V151H167ZM177 152V151H176ZM188 152V151H187ZM1 153V152H0ZM32 153H33V151H32ZM116 153H118V150H116ZM129 153V152H128ZM145 153V152H144ZM149 153H151V151L149 152ZM163 153V152H162ZM192 153V152H191ZM191 153H190V155H191ZM4 155H6L5 153H3ZM10 154V153H9ZM17 154H19L18 153V150H17ZM31 154V153H30ZM89 154V153H88ZM105 154V153H104ZM130 154V153H129ZM139 154V153H138ZM141 154V153H140ZM153 153H151V155H150V157L152 156H154V155H152ZM160 154V153H159ZM170 154H171V152H170ZM183 154H184V151H183ZM183 154H182V156H183ZM11 155H12V153H11ZM21 155H24L25 157H26V155L25 154H21ZM45 155V154H44ZM94 155V152L92 153V156ZM101 155H102V153H101ZM101 155H99V156H101ZM107 155H108V157H109V155H110V153L108 152L107 153ZM122 155H124V154H122ZM158 154H156V156H157ZM164 155V154H163ZM163 155H162V157H163ZM168 155H169V153H168ZM185 155V154H184ZM10 156V155H9ZM18 156V155H17ZM35 156V155H34ZM74 156V155H73ZM72 156V157H73ZM81 156V155H80ZM98 156V155H97ZM98 156V157H99ZM111 156V155H110ZM116 156V155H115ZM131 156V155H130ZM129 156V157H130ZM136 156V155H135ZM148 156V155H147ZM171 156V155H170ZM2 157V156H1ZM14 157H16V156H14ZM13 157V158H14ZM23 157V156H22ZM28 157V156H27ZM33 157V156H32ZM53 157V156H52ZM56 157V156H55ZM59 157V156H58ZM79 157V156H78ZM84 157H86V156H84ZM94 157V156H93ZM98 157H96V158H98ZM105 157V156H104ZM103 157V158H104ZM112 157V156H111ZM114 157V156H113ZM112 157V158H113ZM122 157H124V156H122ZM145 157V156H144ZM149 157V156H148ZM147 157V158H148ZM149 157V158H150ZM155 157V156H154ZM160 158H162L161 156H159ZM158 157V158H159ZM7 158V157H6ZM18 158V157H17ZM48 158V157H47ZM77 158V157H76ZM102 158V159H103ZM107 158V157H106ZM116 158V157H115ZM120 158V157H119ZM118 158V159H119ZM132 158V157H131ZM146 158V157H145ZM196 158V157H195ZM203 158V157H202ZM1 159H4V156H3V158H1ZM42 159H43V156H42ZM83 159V158H82ZM99 159H101L100 157H99ZM98 159V160H99ZM108 159V158H107ZM109 159H110V157H109ZM128 159V158H127ZM136 159V158H135ZM142 159V158H141ZM140 159V160H141ZM144 159V158H143ZM153 159H156V158H153ZM167 159V158H166ZM173 159H174V157H173ZM180 159V158H179ZM187 159V158H186ZM199 159V158H198ZM5 160V159H4ZM9 160V159H8ZM17 160V159H16ZM20 160H21V162H22V159H21V157H20ZM30 160H33V159H30ZM52 160H54V159H52ZM51 159H50V162L52 163L53 161H52ZM122 160V159H121ZM129 160H131V159H129ZM133 160V159H132ZM137 161H138V157H137V159H136ZM145 160V159H144ZM156 160H158V159H156ZM184 160V159H183ZM182 159H181V161H183ZM191 160V159H190ZM194 160V159H193ZM24 161H26V160H24ZM28 161V160H27ZM26 161V162H27ZM36 161V160H35ZM42 161H44V160H42ZM47 161V160H46ZM66 161V160H65ZM96 161V160H95ZM94 161V162H95ZM101 161H103V160H101ZM100 161V162H101ZM113 163H115V160L113 159ZM118 161V160H117ZM116 161V162H117ZM119 161H120V159H119ZM124 161H127V160H124ZM146 161V160H145ZM149 161V160H148ZM147 161V162H148ZM167 161H168V159H167ZM166 161V162H167ZM176 161V160H175ZM175 161H174V163H175ZM180 161V160H179ZM205 161V160H204ZM209 161V160H208ZM30 161H28V163H29ZM38 162V161H37ZM88 162V161H87ZM110 162H112L111 161V159H110ZM110 162H107V164L108 165H110L111 163ZM133 162V161H132ZM138 162H140V161H138ZM151 162V161H150ZM165 162V163H166ZM170 162V161H169ZM187 162V161H186ZM186 162H183V163H186ZM192 162V161H191ZM201 162V161H200ZM15 163H17V162H15ZM112 163V164H113ZM129 163V162H128ZM146 163V162H145ZM149 163V162H148ZM158 163H160V162H158ZM164 163V162H163ZM172 163V162H171ZM173 163V164H174ZM207 163V162H206ZM25 166H26V164L27 163H23ZM20 165V163H19V165H16V164H14V163H12L11 162V160H9V161H7L6 160V162L5 161H3L2 162V160L0 161V172H5V173H7V172H10V173H13L14 174V176L12 177V179H10V178H2L1 180L2 181H0L1 183L3 182V183H5V184H11V183H14V182H19V181H25V182H27L29 179H31V178H33V176H34V178H35V175L39 178V180H41L40 179V177H42L43 179H44V175H48V173L50 172H52V170L51 171H49L48 170V168L47 167H45V166H43V165H34V164H28L29 166H26V167H24V165ZM53 164H54V162H53ZM52 164V165H53ZM112 164H111V166H112ZM116 164V163H115ZM123 164V163H122ZM133 164V163H132ZM204 164V163H203ZM95 170H96V172H97V170H102V172H103V170L106 168V170H107V168L108 167H106L107 165L105 164V162L103 163H99V162H95ZM118 165V164H117ZM129 165V164H128ZM130 165H131V163H130ZM129 165V166H130ZM136 165H138L139 166V163L138 164H136ZM141 165H142V163H141ZM149 165V164H148ZM155 165V164H154ZM165 165V164H164ZM196 165V164H195ZM259 165H261V164H259ZM91 164H88L85 168H87V174H85V176H83V177H81V178H79V181L81 182V184L84 186V189L85 190H88V189H90V183H91V181L93 180V178H94V176H97V174H95L94 175V173H96V172H94L95 170H94V168H93V173L91 172V171H89L88 169H90L91 168ZM119 166V165H118ZM117 166V167H118ZM126 166V165H125ZM144 166V165H143ZM147 166V165H146ZM152 166V165H151ZM163 166V165H162ZM169 165H167V167H168ZM170 166H171V164H170ZM179 166H181V164H179ZM185 166V165H184ZM184 166H182V168L184 167ZM206 166H208V168H209V165H205L204 166V171H203V173L205 172V171H207L206 169H205V167ZM122 167V166H121ZM156 167V166H155ZM165 167V166H164ZM172 167V166H171ZM174 167V166H173ZM173 167H172V169H173ZM192 167H194L193 166V163H192ZM191 167V168H192ZM211 167V166H210ZM50 168V167H49ZM132 168V167H131ZM136 168H139V167H136ZM134 169V170H138V169ZM148 168V167H147ZM160 168H161V166H160ZM169 168V167H168ZM176 168H177V166H176ZM191 168H190V170H191ZM197 168V167H196ZM199 168V167H198ZM197 168V169H198ZM116 169H118L119 170V167L118 168H116ZM127 169H129V167L127 168ZM144 169V168H143ZM142 169V170H143ZM153 169V168H152ZM166 169V168H165ZM171 169V170H172ZM178 169V168H177ZM184 169V168H183ZM189 169V168H188ZM201 169V168H200ZM114 170H115V168H114ZM130 170V169H129ZM142 170H140V173L142 172ZM174 170V169H173ZM252 170V169H251ZM99 171V172H100ZM131 171V170H130ZM151 171V170H150ZM161 171H164V170H160V172ZM170 171V170H169ZM183 171H185V170H183ZM182 171V172H183ZM187 171V170H186ZM192 171V170H191ZM73 172V171H72ZM99 172H98V174H99ZM124 172H125V170H124ZM132 172V175H133V171H131ZM136 172V171H135ZM137 172H139V171H137ZM146 171H144V173H145ZM157 171H155V173H156ZM158 172H159V169H158ZM171 173H172V171H170ZM176 172V171H175ZM174 172V173H175ZM180 172H181V170H180ZM181 172V173H182ZM188 172V171H187ZM194 172V171H193ZM196 172V171H195ZM110 173V172H109ZM119 173H120V171H119ZM127 173V172H126ZM151 173H154V171H152ZM163 173V172H162ZM162 173H161V175H162ZM167 173V172H166ZM183 173H185V172H183ZM200 173V172H199ZM213 173H216V172H213ZM53 174L54 175H52V176H50L49 178H51V180H49V183H51V182H54V181H56V179H59V174H56V172H54L53 171ZM72 174H74V172L72 173ZM114 174V173H113ZM117 174V173H116ZM128 174V173H127ZM137 174V173H136ZM139 174V173H138ZM138 174H137V179H139L138 177ZM147 174V173H146ZM150 174V173H149ZM157 174V173H156ZM169 174V173H168ZM187 174V173H186ZM188 174H189V172H188ZM194 174V173H193ZM196 174H198V173H196ZM217 174V173H216ZM246 174V173H245ZM105 175V174H104ZM129 175H130V172H129ZM135 175V174H134ZM143 175V174H142ZM158 175V174H157ZM157 175H156V177H157ZM172 175V174H171ZM177 175H178V172H177ZM177 175H175V174H173V177L174 176H177ZM184 175V174H183ZM207 175V174H206ZM5 176H6V174H5ZM8 176H10L9 174L6 176V177H8ZM141 176V175H140ZM145 176H149V175H145ZM151 176V175H150ZM149 176V177H150ZM153 176V175H152ZM159 176V175H158ZM164 176V175H163ZM168 176V175H167ZM179 176H181V175H179ZM188 176V175H187ZM192 176V175H191ZM220 176V175H219ZM11 177V176H10ZM36 177V178H37ZM48 177V176H47ZM76 177V176H75ZM74 177V178H75ZM80 177V176H79ZM98 177V176H97ZM103 177V176H102ZM102 177H101V180L100 181H102L103 179H102ZM106 177V176H105ZM104 177V178H105ZM109 177H111V176H109ZM113 177H114V175H113ZM154 177V176H153ZM153 177H150V181H152L151 180V178H153ZM155 177V178H156ZM161 177V176H160ZM169 177H170V174H169ZM189 177H190V175H189ZM221 177V176H220ZM107 178V177H106ZM126 178V177H125ZM141 178H143V177H141ZM165 178L167 179V177L165 176ZM179 178H182L183 179V177H179ZM184 178H185V176H184ZM192 178V177H191ZM198 178V177H197ZM199 178H200V174H199ZM198 178V179H199ZM211 178V177H210ZM42 179V180H43ZM48 179V178H47ZM100 179V177L99 178H97L96 180H95V182L96 181H98ZM121 179H122V176H121ZM126 179H129V178H126ZM130 179H131V177H130ZM129 179V180H130ZM132 179H133V177H132ZM137 179H135L134 178V180H131L132 181V184L131 183H128V184H131L130 186L129 185H127V186H125V187H123L122 188V191H123V189H125L126 190V192L124 191V194H125V196H126V201H128L127 203H126V205L127 206H130L131 204H133V203H135L136 202V200L138 199V197H136L135 196V198L134 197H132V191L134 190V189H136V184H137ZM148 179V178H147ZM146 179V181H148ZM170 179V178H169ZM178 179V178H177ZM187 180L189 179L188 177L186 178ZM195 179H196V177H195ZM202 179V178H201ZM209 179V178H208ZM213 179V178H212ZM211 179V180H212ZM223 179V178H222ZM239 179V178H238ZM76 180V179H75ZM113 180V179H112ZM122 180H124V179H122ZM140 180V179H139ZM158 180V179H157ZM161 179H159V182H162V180L160 181ZM174 180H175V178H174ZM186 180V181H187ZM210 180V181H211ZM218 180V179H217ZM22 181V182H23ZM36 181V180H35ZM106 181V180H105ZM111 181V180H110ZM127 181V180H126ZM125 181V182H126ZM166 181V180H165ZM170 181H171V179H170ZM182 180H180L179 182H181ZM205 181H207V180H205ZM244 181V180H243ZM252 181V180H251ZM38 182V180L36 181V183ZM48 182V181H47ZM56 182H58V181H56ZM77 182V181H76ZM94 182V183H95ZM104 182V181H103ZM107 182V181H106ZM195 183V181H192L191 183ZM200 182V181H199ZM208 182H209V180H208ZM207 182V183H208ZM241 182V181H240ZM21 183V182H20ZM29 184H30V181L28 182ZM45 183V182H44ZM62 183V182H61ZM73 183H75V182H73ZM79 183V182H78ZM139 183V182H138ZM141 183V182H140ZM153 183V182H152ZM166 183H167V181H166ZM166 183H164V184H166ZM175 183V182H174ZM202 183V182H201ZM219 183V182H218ZM39 184V183H38ZM65 184V183H64ZM97 184V183H96ZM99 184V183H98ZM102 184H104V183H102ZM102 184H100L101 186H102ZM143 184V183H142ZM179 184V183H178ZM189 184H190V182H189ZM204 184V183H203ZM259 184V183H258ZM32 185V184H31ZM40 185H42V183H40ZM40 185H38V186H40ZM62 185V184H61ZM108 185H110V184H108ZM162 185V184H161ZM168 185V184H167ZM166 185V186H167ZM191 185V184H190ZM193 185V184H192ZM29 186V185H28ZM34 186V185H33ZM36 186H37V184H36ZM48 184H47V186H45L46 188H48ZM82 186V187H83ZM94 186V185H93ZM143 185H141V187H142ZM147 186V185H146ZM148 186H149V184H148ZM151 186V185H150ZM153 186V185H152ZM159 186H160V183H159ZM159 186H158V188H159ZM176 186V185H175ZM197 186V185H196ZM210 186V185H209ZM4 187H6V186H4ZM44 187V186H43ZM51 187V186H50ZM54 187V186H53ZM66 187V186H65ZM68 187V186H67ZM81 187V186H80ZM111 187V186H110ZM145 187V186H144ZM170 186H168V188H169ZM224 187V186H223ZM241 187V186H240ZM30 188V187H29ZM46 188H45V190H46ZM98 189H100L99 187H97ZM118 188V187H117ZM139 188H140V184H139ZM152 188V187H151ZM156 188H157V186H156ZM173 188H175V187H173ZM176 188H177V186H176ZM201 188V187H200ZM203 188H205V186L203 187ZM220 188V187H219ZM246 188V187H245ZM6 189V188H5ZM26 189V188H25ZM30 189H32V188H30ZM34 189H36V188H34ZM33 189V190H34ZM50 189V188H49ZM54 189V188H53ZM79 189V188H78ZM113 189V188H112ZM120 189V188H119ZM142 189V188H141ZM141 189H139V191L141 190ZM146 189H148V188H146ZM155 189V188H154ZM197 189V188H196ZM7 190H8V188H7ZM27 190V189H26ZM37 190V189H36ZM36 190H34L35 192H37ZM52 190V189H51ZM77 190V189H76ZM85 190H83V192L85 191ZM91 190H93V189H91ZM142 190H144V189H142ZM156 190V189H155ZM162 190H164L163 188H162ZM161 190V191H162ZM199 190V189H198ZM215 190V189H214ZM229 190V189H228ZM71 191V190H70ZM75 191V190H74ZM79 191H80V189L78 190V193H79ZM82 191V190H81ZM80 191V192H81ZM115 191H117V189L115 190ZM160 191V192H161ZM166 191H167V189H166ZM174 191H175V189H174ZM173 191V192H174ZM210 191V190H209ZM2 192V191H1ZM16 192V191H15ZM15 192H9L10 194H11V196H12V194H14ZM18 192V191H17ZM48 192V191H47ZM53 192V191H52ZM91 192V191H90ZM145 192H147L146 190H145ZM145 192L143 191V193L145 194ZM211 192H213V191H211ZM216 192V191H215ZM215 192H213V193H215ZM50 193V192H49ZM71 193V192H70ZM73 193V192H72ZM85 193H88V192H85ZM84 193V194H85ZM92 193H93V191H92ZM96 193H99V192H96ZM122 193V192H121ZM152 193V192H151ZM150 193V194H151ZM166 193V192H165ZM216 193H218V192H216ZM41 194H43V193H41ZM83 194V195H84ZM136 194V193H135ZM172 194V193H171ZM170 194V195H171ZM220 194V193H219ZM231 194V193H230ZM242 194V193H241ZM18 195V194H17ZM32 195V194H31ZM76 195V192H75V194L73 193V194H68V192H67V190L65 189H60V191L58 192V193H54V194H47V195H42L43 196V198H42V201L38 204H35V207H33V212H29V211H26V209H25V211L24 212H19V211H14L13 209H6L5 210V208L3 209L2 207H1V204H0V264H25V263H28L29 264V262H30V260H31V258H32V255H31V253L33 252V250H35L36 251V248H38L39 246H40V244L41 245H43L42 243H41V241L40 240H42L40 237H38L37 235H33V237H34V240H37V239H39V243L37 244V242L34 244V243H32V246H27V244L25 245V243H24V241H25V237L26 238H28L29 236H30V234H29V232H27V231H25V229L23 228V223H24V221H25V219L26 218H30V217H32V214H36V213H38V212H43V214L44 213H46V214H49V216L50 215H52L53 214V218H52V221L54 220V223L52 224L53 226H54V228L56 229V230H54L53 232H55V234H56V232H62L63 230L65 231H63L64 233H67V234H71L70 232H74V230H75V226H77V225H74L75 223H72L71 222V218L73 219V215H72V213H74V212H76V211H73V209H74V207L73 206H75V202H74V196ZM88 195H90V194H88ZM109 195V194H108ZM118 195V194H117ZM157 195V194H156ZM164 197H165V195L164 194H162ZM161 195V196H162ZM168 195V194H167ZM212 194H210V196H211ZM216 195V194H215ZM233 195V194H232ZM235 195V194H234ZM14 196H16V194H14ZM13 196V197H14ZM77 196V195H76ZM82 196V195H81ZM85 196V195H84ZM91 197H92V194L90 195ZM120 195H118L117 197H119ZM143 196V195H142ZM146 197H147V195H145ZM174 197L175 196H177V195H173ZM224 196V195H223ZM6 197H10V195L9 194H3V193H0V200H5V202H8V201H6ZM19 197V196H18ZM31 197V196H30ZM89 197V196H88ZM100 197V196H99ZM104 197V196H103ZM132 197V198H131ZM160 197V196H159ZM167 197V196H166ZM165 197V198H166ZM178 197V196H177ZM176 197V198H177ZM209 197V196H208ZM26 198V197H25ZM78 198V197H77ZM94 198V197H93ZM93 198H90L91 200L93 199ZM145 198V197H144ZM153 198V197H152ZM162 198V197H161ZM164 198V199H165ZM173 198V197H172ZM209 198H213L214 199V197H209ZM209 198H208V200H209ZM217 198V197H216ZM215 198V199H216ZM235 198V197H234ZM81 199V198H80ZM114 199H116L115 197H114ZM119 199H121V197L119 198ZM119 199H117V200H119ZM158 199V198H157ZM163 199V198H162ZM163 199V200H164ZM178 199V198H177ZM239 199V198H238ZM249 199V198H248ZM23 200V199H22ZM31 200V199H30ZM83 200V199H82ZM86 201H87V199H85ZM89 200V199H88ZM113 200V199H112ZM142 200H144V199H142ZM147 200H148V198H147ZM151 200V199H150ZM158 200H160V199H158ZM162 200V201H163ZM167 200V199H166ZM16 201V200H15ZM28 201V200H27ZM99 201V200H98ZM109 201V200H108ZM157 201V200H156ZM174 201V200H173ZM181 201V200H180ZM211 201V200H210ZM11 202V201H10ZM18 202V201H17ZM26 202V201H25ZM36 202V201H35ZM39 202V201H38ZM73 202H74V204H73ZM76 202H78V201H76ZM89 202V201H88ZM87 202V203H88ZM92 202V201H91ZM90 202V204H92ZM95 202V201H94ZM118 202V201H117ZM140 203H142L141 201H139ZM145 202V201H144ZM151 202V201H150ZM168 202V201H167ZM175 202V201H174ZM173 202V203H174ZM213 202V201H212ZM251 202V201H250ZM4 203V202H3ZM16 203V202H15ZM20 203V202H19ZM82 203V202H81ZM111 203V202H110ZM138 203V202H137ZM155 203V202H154ZM172 203V202H171ZM209 203H211V202H209ZM73 204V205H72ZM106 204V203H105ZM107 204H108V206H109V203L107 202ZM148 204V203H147ZM177 204V203H176ZM9 205H10V203H9ZM18 205V204H17ZM22 205V204H21ZM30 205V204H29ZM34 205V204H33ZM93 205H95L94 203L92 204V206ZM118 205V204H117ZM158 205V204H157ZM172 205V204H171ZM179 205V204H178ZM258 205V204H257ZM77 206H80V205H77ZM82 206H83V204H82ZM86 206V205H85ZM111 206V205H110ZM115 206V205H114ZM142 206H144V205H142ZM16 207V206H15ZM94 207V206H93ZM105 207H107V206H105ZM112 207V206H111ZM115 207H117V206H115ZM133 207V206H132ZM134 207H136V205H134ZM133 207V208H134ZM138 207V206H137ZM136 207V208H137ZM149 207V206H148ZM167 207V206H166ZM217 207H219V206H217ZM18 208V207H17ZM30 208V207H29ZM90 208V207H89ZM96 208V207H95ZM98 208V207H97ZM96 208V209H97ZM108 208V207H107ZM113 208V207H112ZM118 208V207H117ZM117 208H114V209H117ZM120 208V207H119ZM122 208V207H121ZM154 208V207H153ZM163 208V207H162ZM170 208V207H169ZM225 208V207H224ZM227 208V207H226ZM225 208V209H226ZM79 209H80V207H79ZM85 209V208H84ZM88 209V208H87ZM86 209V210H87ZM109 209V208H108ZM152 209V208H151ZM161 209V208H160ZM180 209H182V208H180ZM224 209V210H225ZM237 209V208H236ZM245 209V208H244ZM28 210V209H27ZM74 210H76V209H74ZM137 210V209H136ZM123 211V210H122ZM129 211V210H128ZM156 211V210H155ZM174 211V210H173ZM226 211V210H225ZM242 211V210H241ZM50 212H51V214H50ZM105 212V211H104ZM106 212H109V211H106ZM127 212V211H126ZM125 212V213H126ZM144 212V211H143ZM142 211H141V213H143ZM227 212V211H226ZM57 213V214H56ZM76 213H78V212H76ZM88 213V212H87ZM115 213V212H114ZM140 213V214H141ZM240 213V212H239ZM42 214V213H41ZM42 214V215H43ZM83 214V213H82ZM98 214V213H97ZM104 214V213H103ZM107 214V213H106ZM116 214V213H115ZM132 214V213H131ZM155 214H157V213H155ZM178 214V213H177ZM244 214V213H243ZM40 214L38 213V216H39ZM72 215V216H71ZM74 215H75V213H74ZM80 215V214H79ZM90 215V214H89ZM117 215V214H116ZM123 215V214H122ZM125 216L127 215V214H124ZM135 215V214H134ZM38 216H37V218H38ZM47 216V215H46ZM84 216V215H83ZM87 216V215H86ZM94 216H96V215H94ZM94 216H92V217H94ZM107 216H108V214H107ZM115 216V215H114ZM128 216V215H127ZM141 216V215H140ZM152 216V215H151ZM150 216V217H151ZM178 215H176L175 217H177ZM187 216V215H186ZM189 216H190V214H189ZM41 217H43V216H41ZM51 217V216H50ZM78 217H80V216H78ZM98 217H100V216H98ZM97 217V218H98ZM135 217V216H134ZM147 217V216H146ZM34 218V217H33ZM37 218H35V220L37 219ZM49 218V217H48ZM96 218V219H97ZM101 218V217H100ZM99 218V219H100ZM120 218V217H119ZM121 218H123L122 216H121ZM125 218V217H124ZM132 218H133V216H132ZM158 218H160V217H158ZM157 218V219H158ZM172 218V217H171ZM178 218V217H177ZM39 219H40V217H39ZM43 219H45V218H42V220ZM75 219H76V216H75ZM75 219H73V220H75ZM83 219V218H82ZM93 219V218H92ZM103 219V218H102ZM109 219H111V218H109ZM108 219V220H109ZM128 219H129V217H128ZM140 219V218H139ZM34 220V221H35ZM41 220V219H40ZM77 220H81L80 218L79 219H77ZM112 220V219H111ZM114 220V219H113ZM112 220V221H113ZM117 220H119V219H117ZM126 220V219H125ZM149 220V219H148ZM159 220V219H158ZM162 220V219H161ZM163 220H165V219H163ZM34 221H32V222H34ZM37 221H39V220H36V222ZM48 221V220H47ZM84 221H85V219H84ZM87 221V220H86ZM96 221V220H95ZM99 221V220H98ZM122 221V220H121ZM120 221V222H121ZM128 221V220H127ZM133 221V220H132ZM136 221V220H135ZM150 221H151V219H150ZM149 221V222H150ZM160 221V220H159ZM168 221V220H167ZM176 221V220H175ZM181 221V220H180ZM207 221V220H206ZM80 222V221H79ZM105 222V221H104ZM103 222V223H104ZM129 222V221H128ZM148 222V223H149ZM209 222V221H208ZM29 223V222H28ZM30 223H31V221H30ZM35 223V222H34ZM38 223V222H37ZM51 223V222H50ZM49 223V224H50ZM93 223V222H92ZM95 223V222H94ZM93 223V224H94ZM97 223V222H96ZM109 223V222H108ZM107 222H106V225L108 224ZM114 223H116L115 221H114ZM113 223V224H114ZM136 223H138V222H136ZM158 223V222H157ZM167 223H169V224H171L170 222H166V224ZM185 223V222H184ZM210 223V222H209ZM211 223H213V222H211ZM26 224V223H25ZM24 224V225H25ZM46 224V223H45ZM120 224H122V223H120ZM160 224V223H159ZM164 224V223H163ZM162 224V225H163ZM174 224V223H173ZM207 224V223H206ZM221 224V223H220ZM219 224V225H220ZM226 224V223H225ZM38 225V224H37ZM43 225V224H42ZM80 224L78 223V226H79ZM81 225H82V221H81ZM94 225H96V224H94ZM104 225V224H103ZM124 225H125V223H124ZM211 225V224H210ZM41 226V225H40ZM46 226V225H45ZM85 226H87V224H85ZM90 226V225H89ZM109 226V225H108ZM111 226V225H110ZM109 226V228L108 229H111L112 227H110ZM119 228L121 227V226H119V225H117ZM130 226H132V225H130ZM134 226H136V224L134 225ZM154 226V225H153ZM222 226H224V223L222 224ZM227 226V225H226ZM30 227V226H29ZM32 227V226H31ZM49 227V226H48ZM83 227V226H82ZM93 227V226H92ZM114 227V226H113ZM133 227V226H132ZM178 227V226H177ZM186 227H187V225H186ZM204 227H205V225H204ZM213 228H214V226H212ZM217 227H218V225H217ZM37 228V227H36ZM50 228V227H49ZM64 228V229H63ZM84 228H86V227H84ZM87 228H88V226H87ZM94 228V227H93ZM105 228V227H104ZM125 228V227H124ZM130 228V227H129ZM145 228V227H144ZM147 228V227H146ZM149 228H150V225H149ZM153 228V227H152ZM152 228H151V230H152ZM158 228V227H157ZM173 228V227H172ZM216 228V227H215ZM241 228V227H240ZM260 228V227H259ZM22 229H24L23 231H21ZM79 229V228H78ZM77 229V230H78ZM95 229V228H94ZM93 229V230H94ZM105 229H107V227L105 228ZM104 229V230H105ZM113 229V228H112ZM111 229V230H112ZM115 229V228H114ZM127 229V228H126ZM184 229V228H183ZM186 229V228H185ZM184 229V230H185ZM190 229V228H189ZM192 229V228H191ZM206 229V228H205ZM220 229V228H219ZM228 229V228H227ZM32 230V229H31ZM50 230H53V228L51 229L50 228ZM103 230V231H104ZM125 230V229H124ZM150 230V231H151ZM159 230H161L160 228H159ZM176 230H178L177 228H176ZM180 230H182L181 228H180ZM201 230H202V227H201ZM207 230V229H206ZM214 230H216V229H214ZM233 230H234V228H233ZM45 231V230H44ZM79 231V230H78ZM77 231V232H78ZM84 230H82V232H83ZM90 231V230H89ZM88 231V233L90 234L91 233V231L89 232ZM102 231V230H101ZM100 231V232H101ZM103 231L101 232V234L103 233ZM107 231V230H106ZM115 231V230H114ZM131 231V230H130ZM133 231H134V229H133ZM146 231V230H145ZM153 231V230H152ZM154 231H156V230H154ZM162 231V230H161ZM185 231H187V230H185ZM189 231V230H188ZM211 231V230H210ZM219 231V230H218ZM226 231V230H225ZM46 233H47V231H45ZM44 232V233H45ZM49 232V231H48ZM69 232V233H68ZM86 232V231H85ZM98 232V231H97ZM108 232V231H107ZM127 232V231H126ZM144 232V231H143ZM147 232V231H146ZM173 232V231H172ZM195 232V231H194ZM217 232V231H216ZM222 232V231H221ZM229 232V231H228ZM31 233V232H30ZM32 233H33V231H32ZM43 233V234H44ZM75 233V232H74ZM79 233V232H78ZM84 233V232H83ZM129 234H130V232H128ZM162 233V232H161ZM175 233H177V231L175 232ZM190 233V232H189ZM192 233H193V231H192ZM196 233V232H195ZM214 233H215V231H214ZM223 233V232H222ZM225 233V232H224ZM231 233V232H230ZM49 234V233H48ZM54 234V233H53ZM61 234V233H60ZM87 234V233H86ZM117 234V233H116ZM120 233H118V235H119ZM146 234H149V231H148V233H146ZM153 234V233H152ZM155 234H156V232L154 233V236H155ZM158 234V233H157ZM191 234V233H190ZM208 234V233H207ZM210 234H212V233H210ZM50 235H52V233L50 234ZM50 235H47V236H49L48 238H51L50 237ZM58 235V234H57ZM66 235V234H65ZM78 235V234H77ZM104 235H105V233H104ZM150 235V234H149ZM189 235V234H188ZM198 235V234H197ZM209 235V234H208ZM46 236V235H45ZM68 236V235H67ZM88 236V235H87ZM94 236H96V235H94ZM99 236V235H98ZM98 236H96V237H98ZM107 236V235H106ZM129 236V235H128ZM205 236V235H204ZM214 236V235H213ZM57 237H61V235H59V236H57ZM72 237V236H71ZM70 237V238H71ZM85 237V236H84ZM92 237V236H91ZM91 237H89L90 238V240H92V238ZM114 237V236H113ZM113 237H111V238H113ZM150 237V236H149ZM152 237V236H151ZM158 237L160 238V236L158 235ZM176 237H178L177 236V234H176ZM197 237V236H196ZM200 237V236H199ZM206 237V236H205ZM220 237H223V236H220ZM234 237V236H233ZM30 238H32V237H30ZM43 238V237H42ZM62 238V237H61ZM60 238V239H61ZM73 238V237H72ZM79 239H78V241L80 240V237H78ZM88 238V239H89ZM125 238V237H124ZM124 238H122V240L124 239ZM142 238V237H141ZM153 238V237H152ZM175 238V237H174ZM185 238V237H184ZM192 238V237H191ZM209 238V237H208ZM211 238V237H210ZM217 238V237H216ZM52 239H56V238H52ZM58 239V238H57ZM88 239H86V241L88 240ZM100 239H102V238H100ZM99 239V240H100ZM104 239V238H103ZM106 239V238H105ZM117 239H118V237H117ZM146 239H148V238H146ZM145 239V240H146ZM171 239V238H170ZM192 239H194L195 240V238H192ZM206 239V238H205ZM204 239V240H205ZM217 239H219V238H217ZM221 239V238H220ZM28 240V239H27ZM49 240V239H48ZM62 240V239H61ZM114 240H116V238H114ZM145 240H144V243H145ZM200 240H201V237H200ZM213 240H214V238H213ZM51 241H53V240H51ZM63 241H65V240H63ZM76 241V240H75ZM85 241V242H86ZM143 241V240H142ZM172 241V240H171ZM182 240L180 239V242H181ZM197 241V240H196ZM195 241V242H196ZM220 241H222V240H220ZM255 241V240H254ZM29 242V241H28ZM57 242V241H56ZM59 242V241H58ZM60 242H62V241H60ZM66 242H68V240L66 241ZM100 242V241H99ZM98 242V243H99ZM104 242V241H103ZM111 242V241H110ZM113 242V241H112ZM117 242V241H116ZM119 242H121V241H119ZM179 242V241H178ZM183 242V241H182ZM199 242V241H198ZM214 242V241H213ZM217 242V241H216ZM216 242H214V243H216ZM226 242V241H225ZM225 242H222V243H225ZM45 243V242H44ZM48 243H49V241H48ZM53 243L54 242H52V245H53ZM81 243V242H80ZM94 243H95V241H94ZM94 243H93V241H92V244L94 245ZM98 243H95V244H98ZM102 243V242H101ZM114 243H115V241H114ZM113 243V247H115V245H118V247L120 246V249H121V245H119V244H114ZM123 243V242H122ZM128 243H130V242H128ZM134 243V242H133ZM162 243V242H161ZM166 243V242H165ZM170 243V242H169ZM204 243V242H203ZM218 243V242H217ZM227 243V242H226ZM230 243V242H229ZM65 244H67V246H68V244H70L69 242L68 243H65ZM104 244V243H103ZM106 244V243H105ZM112 244V243H111ZM135 244V243H134ZM157 244V243H156ZM155 244V245H156ZM182 244V243H181ZM194 244V243H193ZM207 244V243H206ZM219 244H220V242H219ZM228 244V243H227ZM256 244H258V243H256ZM30 245V244H29ZM50 245V244H49ZM56 245V244H55ZM72 245V244H71ZM78 245V244H77ZM83 245V244H82ZM92 245V246H93ZM127 244H125V246H126ZM136 245H137V243H136ZM141 245V244H140ZM167 245V244H166ZM173 245V244H172ZM172 245H170V247L169 248H171V246ZM200 245V244H199ZM221 245H224V244H221ZM232 245H234V243L232 242ZM231 245V246H232ZM73 246V245H72ZM95 246V245H94ZM111 246V245H110ZM124 246V245H123ZM122 246V247H123ZM175 246V245H174ZM208 246V245H207ZM209 246H211V245H209ZM208 246V247H209ZM227 247L229 246L230 247V245H226ZM22 247H23V249H24V251H22ZM49 247V246H48ZM56 247V246H55ZM63 247V246H62ZM69 247V246H68ZM71 247V246H70ZM102 247V246H101ZM109 247V246H108ZM164 247V246H163ZM179 247H181V245L179 246ZM185 245L183 246V250L186 248L187 249V246L185 247ZM204 247V246H203ZM206 247V246H205ZM204 247V249H206ZM223 247V246H222ZM221 247V248H222ZM40 248V247H39ZM42 248V247H41ZM61 248V247H60ZM66 247H65V245H64V249H65ZM98 248V247H97ZM104 248V247H103ZM106 248V247H105ZM139 248V247H138ZM165 248V247H164ZM163 248V249H164ZM177 248V247H176ZM212 248H213V246H212ZM211 248V249H212ZM220 248V247H219ZM220 248V249H221ZM43 249H45V248H43ZM42 249V250H43ZM47 249V248H46ZM51 249V248H50ZM54 249V248H53ZM67 249V248H66ZM74 249V248H73ZM92 249V248H91ZM91 249H90V251H91ZM94 249V248H93ZM110 249V248H109ZM130 249V248H129ZM181 249V248H180ZM185 249V250H186ZM190 249V248H189ZM188 249V250H189ZM191 249H192V247H191ZM209 249H210V247H209ZM209 249H208V251H209ZM32 250V251H31ZM41 250V249H40ZM49 250V249H48ZM56 250V249H55ZM59 249L57 248V251H58ZM63 249H61L60 251H62ZM68 250V249H67ZM70 250H71V248H70ZM75 250H77V249H75ZM101 250L102 249H100L99 251H100V253H101ZM112 250V249H111ZM165 250H166V248H165ZM169 250V249H168ZM167 250V251H168ZM174 250V249H173ZM215 250V249H214ZM221 250H224L225 251V249L223 248V249H221ZM31 251V252H30ZM47 251V250H46ZM46 251H42V254H44V252H45V254L47 255V256H50L52 253L50 252V255H48L49 253L47 252L46 253ZM49 251H51V250H49ZM72 251V250H71ZM74 251V250H73ZM79 251V250H78ZM98 250H97V252H99ZM114 251V250H113ZM121 252H122V249L120 250ZM127 251V250H126ZM126 251H125V253H126ZM193 251V250H192ZM195 251V250H194ZM210 251H212V250H210ZM216 251V250H215ZM52 252H53V250H52ZM54 252H56V251H54ZM63 252H64V250H63ZM83 251H80L79 252V254L80 253H82ZM93 253L94 252H96V251H92ZM97 252H96V254H97ZM104 252H108L107 250L105 251L104 250ZM120 252V253H121ZM130 253H131V251H129ZM182 252V251H181ZM184 252V251H183ZM188 252V251H187ZM189 252H191V250L189 251ZM196 252V251H195ZM213 252V251H212ZM216 252H219L220 253V251H216ZM28 253H30V254H28ZM37 253V252H36ZM40 253V252H39ZM57 253V252H56ZM61 253V252H60ZM66 253H67V251H66ZM65 253V254H66ZM72 253V252H71ZM75 253V252H74ZM87 253H89V252H87ZM91 253V252H90ZM89 253V254H90ZM110 253H112V252H110ZM118 253V252H117ZM124 253V254H125ZM186 253V252H185ZM193 253V252H192ZM205 253H206V251H205ZM32 254H34V253H32ZM58 254V253H57ZM62 254H64V253H62ZM107 254V253H106ZM109 254V253H108ZM116 254V253H115ZM182 254V253H181ZM181 254H179V255H181ZM197 254H199V253H197ZM41 254H39V256H40ZM55 255V254H54ZM60 256H61V254H59ZM67 255V254H66ZM69 255V254H68ZM72 255V254H71ZM81 255V254H80ZM84 255H87V254H84ZM110 255V254H109ZM128 255V254H127ZM183 255V254H182ZM181 255V256H182ZM188 255V254H187ZM201 255H202V253H201ZM34 256V255H33ZM36 256L37 255H35V258H36ZM52 256V255H51ZM90 255H88V257H89ZM94 256V255H93ZM98 256V255H97ZM103 256V255H102ZM111 256V255H110ZM113 256V255H112ZM119 256V255H118ZM121 256H123V257H121V258H124V255H123V253H122V255ZM129 256V255H128ZM127 256V257H128ZM173 256H174V254H173ZM53 257V256H52ZM84 257H86V256H84ZM88 257H86V258H88ZM96 257V256H95ZM114 257V256H113ZM130 257V256H129ZM161 257V256H160ZM163 257V256H162ZM197 257V256H196ZM196 257L194 258V261L196 260ZM39 258V257H38ZM41 258V257H40ZM43 258V257H42ZM60 258H62V259H65V261H66V258H64V257H60ZM68 258H70V257H68ZM81 258V257H80ZM93 258V257H92ZM101 258V257H100ZM109 258V257H108ZM112 258V257H111ZM136 258V257H135ZM171 258V257H170ZM186 258H187V256H186ZM203 258H205V257H203ZM222 258V257H221ZM50 259V258H49ZM54 259V258H53ZM59 259V258H58ZM89 259H90V257H89ZM88 259V260H89ZM95 259H97V257L95 258ZM95 259L93 260V261H95ZM105 259H106V257H105ZM110 259V258H109ZM114 259V258H113ZM115 259L117 260V258L115 257ZM118 259H119V257H118ZM125 259V258H124ZM128 259V261H129V258H127ZM131 259V258H130ZM138 259V258H137ZM160 260H161V258H159ZM165 259V258H164ZM176 259V258H175ZM191 259V258H190ZM209 259V257L207 258V260ZM223 259V258H222ZM39 260V259H38ZM121 260V259H120ZM120 260H119V262L117 263V264H120L121 262H120ZM157 260V259H156ZM167 260V259H166ZM177 260V259H176ZM204 260H206V259H204ZM210 260V259H209ZM29 261V262H28ZM35 261V260H34ZM53 261H55V260H53ZM58 261V260H57ZM62 261V260H61ZM70 261H71V259H70ZM70 261H68V262H70ZM92 261V260H91ZM91 261H89V262H91ZM112 261V260H111ZM127 261V260H126ZM136 261V260H135ZM193 261V262H194ZM73 261H71V263H72ZM101 262V261H100ZM99 262V263H100ZM103 262H104V259H103ZM130 262V261H129ZM128 262V263H129ZM137 262V261H136ZM169 262V261H168ZM198 262H200V261H198ZM208 262V261H207ZM36 263H37V260H36ZM40 263V262H39ZM55 263V262H54ZM59 263L61 264V262H60V260H59ZM59 263H56V264H59ZM94 263H96V262H94ZM98 263V262H97ZM110 263V262H109ZM112 263H114V262H112ZM124 263H126L125 261H124ZM141 263H142V261H141ZM150 263V262H149ZM157 263V262H156ZM159 263V262H158ZM160 263H161V261H160ZM205 263V262H204ZM221 263V262H220ZM45 264H46V262H45ZM69 264V263H68ZM78 264V263H77ZM87 264H89V263H87ZM91 264H93V262H91ZM103 264V263H102ZM137 264V263H136ZM139 264V263H138ZM155 264V263H154ZM166 264V263H165ZM177 264H179V262L177 263ZM189 264V263H188ZM227 264V263H226ZM261 264V263H260Z\"/></svg>","mask_w":264,"mask_h":264}]
</instances>
